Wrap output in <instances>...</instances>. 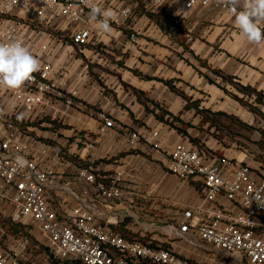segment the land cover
<instances>
[{"label":"crops","instance_id":"obj_1","mask_svg":"<svg viewBox=\"0 0 264 264\" xmlns=\"http://www.w3.org/2000/svg\"><path fill=\"white\" fill-rule=\"evenodd\" d=\"M164 6L153 11L159 14L155 19L137 7L124 25L112 23L114 31L107 35L90 18L93 40L83 46L72 42L63 19L46 24L65 33L59 39L41 29L23 30L24 46L40 65L52 62L58 85L49 105L33 116L42 117L44 137L51 140L44 142L54 150L49 159L39 155L40 166L55 172L48 193L71 208L81 199L110 222L117 219L113 226L130 236L151 233L154 244L164 243L169 233L180 239L173 223H165L173 207L202 203L195 178L182 180L187 196L183 201L176 197L179 178L167 169L176 143L225 156L234 166L246 163L264 178V44L243 40L227 9H184L182 1ZM43 45L47 53L41 51ZM102 49L106 58L98 55ZM215 69L263 94L259 102L246 97L256 112L229 95L227 91L243 96ZM72 91L77 103L68 107L65 97ZM11 111L5 105L2 113ZM99 114L111 118L114 127L102 132ZM18 117L28 118V113ZM131 132L140 136L133 144ZM84 168L97 175L95 183L78 176ZM119 171L123 196L134 201L137 215L123 205L106 207L98 196L96 185L108 183Z\"/></svg>","mask_w":264,"mask_h":264},{"label":"built area","instance_id":"obj_2","mask_svg":"<svg viewBox=\"0 0 264 264\" xmlns=\"http://www.w3.org/2000/svg\"><path fill=\"white\" fill-rule=\"evenodd\" d=\"M175 1H182L184 9H226L220 0H0V43L24 44V29L63 19L71 30L72 42L83 46L93 40L88 26L90 2L112 9V23L119 26L141 3L153 12L165 9V2ZM40 49L48 52L47 45ZM52 73V62L45 60L34 79L21 89H0L5 105V98L8 104L14 102L12 111L0 118V209L8 211L11 223L24 230L35 226L57 264H196L169 247L143 241L136 235L124 236L113 226L117 219L110 222L81 199L71 208L50 196L48 188L55 172L52 167L40 166L39 155L49 159L54 150L46 142L22 138L16 119L22 112L37 115L49 105L58 86ZM76 95L72 91L65 97L68 107L75 106ZM99 118L102 132L114 127V121L105 114H99ZM136 141V134L131 135L130 142ZM234 164L230 158L210 156L203 149L183 143L171 148L169 173L181 180L195 178L202 198L201 204L185 208L171 228L190 247L217 248L238 254L246 264H264V178L246 163ZM78 176L88 183L97 179L87 168ZM122 181L123 172L119 171L108 183L99 182L98 196L106 207L123 205L137 215L134 201L123 196ZM63 188L73 194L70 187ZM12 237V232L6 237L0 229V264H53L49 257L31 258L27 238L10 242Z\"/></svg>","mask_w":264,"mask_h":264},{"label":"rangeland","instance_id":"obj_3","mask_svg":"<svg viewBox=\"0 0 264 264\" xmlns=\"http://www.w3.org/2000/svg\"><path fill=\"white\" fill-rule=\"evenodd\" d=\"M34 27V26H32ZM114 27V26H113ZM116 28V27H114ZM33 29V28H32ZM36 30H42L47 31L50 34L51 39H59L61 36H63L65 33L61 31H57L55 28L50 27L48 25H39V28H35ZM102 52L107 54L103 49L102 51H98V55L102 58H106L105 55H102ZM111 60L112 58H108ZM120 59V58H119ZM122 59L124 57L122 56ZM7 101V105L12 107V104L14 103L13 100H10L8 104V98H5ZM11 103V104H10ZM5 109V103H3V100L0 99V118L4 116L2 112H4ZM16 124L18 125V128L20 129V132L22 134V138H28L34 142H44V140H50L46 139L44 137V132L47 131L46 126L42 123V117H33L29 116L28 118H20L18 117L16 119ZM133 134H136L137 141L139 140L140 136L137 134V132H131ZM45 138V139H44ZM51 141V140H50ZM264 144V136L263 141ZM264 146V145H263ZM166 172V168H164ZM173 184V182H172ZM174 186L176 189V197L178 200H182L185 198L186 195V189L185 184L183 185L182 180L175 179ZM186 203H179L175 207L171 209L169 212V215L166 214V216H169L166 218L165 223H175L178 219H180L182 211L185 209ZM32 223V222H30ZM0 229L5 232V235L7 237V234L12 232L13 237L10 238V242L13 241H20L21 239L27 238L28 244H27V254L33 257L35 260L42 259L44 257H49V260L52 261L53 264H57V259H55L51 253V250L47 243L44 241L43 236L40 234L38 229L35 226L29 227V229L24 230V228L20 225L12 224L9 218V212L5 209H0ZM170 229V227L168 228ZM162 232H164L162 230ZM174 232V231H173ZM151 233H146V237H138L139 239H147L146 241H150L149 236ZM163 234V233H161ZM170 234V233H169ZM165 235L168 237H165L163 240L164 243H161L162 246H168L171 249H176V252L183 258H186L187 260H190L196 264H246L244 260L241 259V257L238 254L233 253H227L217 248L212 247H190L188 246L183 240H180L178 238L173 237V235ZM153 242V241H150ZM175 246V247H173Z\"/></svg>","mask_w":264,"mask_h":264},{"label":"clouds","instance_id":"obj_4","mask_svg":"<svg viewBox=\"0 0 264 264\" xmlns=\"http://www.w3.org/2000/svg\"><path fill=\"white\" fill-rule=\"evenodd\" d=\"M234 17L238 35L251 44H264V0H220ZM89 17L101 35L114 31L115 13L89 3ZM41 69L39 59L22 42L0 43V89L16 91L34 79Z\"/></svg>","mask_w":264,"mask_h":264},{"label":"trees","instance_id":"obj_5","mask_svg":"<svg viewBox=\"0 0 264 264\" xmlns=\"http://www.w3.org/2000/svg\"><path fill=\"white\" fill-rule=\"evenodd\" d=\"M139 8V10L141 11V13H145L146 15H148L150 18H152V19H155V18H157L158 17V15L159 14H157V13H155V12H152L149 8H146L145 6H144V4H139V6H138ZM213 72L217 75V76H219L221 79H222V81H224V82H228V83H230V84H232V86L237 90V91H239L240 93H242V97H240V96H238L237 94H235L234 92H232V91H227L228 93H229V95L232 97V98H234V99H236V100H238L240 103H242V104H244V105H246V106H248L249 108H250V110H252L253 112H256V109H255V107H254V105H253V103H250L249 101H248V99H246V97H251L252 95H254V99H255V101H257V102H259L261 99H262V97H263V94H261L260 92H257L255 89H253V88H251V87H249V86H241V85H239L237 82H236V80L234 81L233 80V78L231 77V76H226V75H224L220 70H213ZM115 228V230L116 231H118V232H120L121 234H123L124 236H126V237H130V234H127L126 232H122V230H120L119 228H116V227H114ZM143 241H146L147 239H142Z\"/></svg>","mask_w":264,"mask_h":264}]
</instances>
